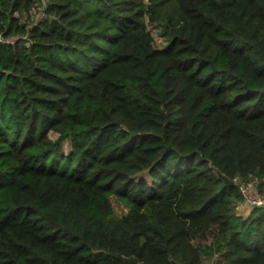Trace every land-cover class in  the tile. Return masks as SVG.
I'll return each instance as SVG.
<instances>
[{"label": "trees", "instance_id": "obj_1", "mask_svg": "<svg viewBox=\"0 0 264 264\" xmlns=\"http://www.w3.org/2000/svg\"><path fill=\"white\" fill-rule=\"evenodd\" d=\"M37 1L0 0V264H264V0Z\"/></svg>", "mask_w": 264, "mask_h": 264}, {"label": "built area", "instance_id": "obj_2", "mask_svg": "<svg viewBox=\"0 0 264 264\" xmlns=\"http://www.w3.org/2000/svg\"><path fill=\"white\" fill-rule=\"evenodd\" d=\"M49 0H38L30 10L31 17L34 21L43 17L45 14V8L48 5ZM24 43L29 45L31 42L28 39L27 35H13V36H2L0 35V42L14 44L18 41H23ZM240 190L243 195V201L250 206H260L264 207V196L260 193V190L256 184V182L250 181L248 183H241Z\"/></svg>", "mask_w": 264, "mask_h": 264}, {"label": "rangeland", "instance_id": "obj_3", "mask_svg": "<svg viewBox=\"0 0 264 264\" xmlns=\"http://www.w3.org/2000/svg\"><path fill=\"white\" fill-rule=\"evenodd\" d=\"M148 28L155 37L156 45L163 46L165 43V40L160 34V28L158 26L153 25V24H148ZM51 136L56 137L57 134L55 132H51ZM64 150H65V152H69V150H70V142L69 141H65ZM110 200H111L114 211L118 215H121L122 213H124L127 210V208L125 206H123L119 202V200H117L114 196H110ZM241 204H239V206L237 208V212L243 216H248L252 210V206L246 204L244 201L241 202ZM210 264H216V262L212 261Z\"/></svg>", "mask_w": 264, "mask_h": 264}, {"label": "water", "instance_id": "obj_4", "mask_svg": "<svg viewBox=\"0 0 264 264\" xmlns=\"http://www.w3.org/2000/svg\"><path fill=\"white\" fill-rule=\"evenodd\" d=\"M220 175L223 177L225 183H234V180H229L225 175L221 174ZM172 264H179L178 262H176L174 259H172Z\"/></svg>", "mask_w": 264, "mask_h": 264}, {"label": "crops", "instance_id": "obj_5", "mask_svg": "<svg viewBox=\"0 0 264 264\" xmlns=\"http://www.w3.org/2000/svg\"><path fill=\"white\" fill-rule=\"evenodd\" d=\"M241 204V203H240ZM242 205V204H241Z\"/></svg>", "mask_w": 264, "mask_h": 264}]
</instances>
